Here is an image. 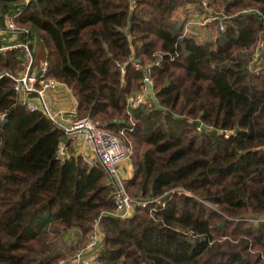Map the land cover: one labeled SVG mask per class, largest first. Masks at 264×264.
<instances>
[{
    "label": "trees",
    "instance_id": "1",
    "mask_svg": "<svg viewBox=\"0 0 264 264\" xmlns=\"http://www.w3.org/2000/svg\"><path fill=\"white\" fill-rule=\"evenodd\" d=\"M202 1L0 0V29L10 16L30 31L36 62L71 89L77 116L126 128L133 145L126 188L148 205L101 219L96 264H264V223L236 220L264 215V49L254 62L264 0H206L228 19L201 43L182 36ZM21 55H0V264H58L115 210L113 190L72 143L61 160L62 130L19 104L6 73L21 71ZM148 70L161 108L130 117ZM71 233L74 252L58 242Z\"/></svg>",
    "mask_w": 264,
    "mask_h": 264
},
{
    "label": "built area",
    "instance_id": "2",
    "mask_svg": "<svg viewBox=\"0 0 264 264\" xmlns=\"http://www.w3.org/2000/svg\"><path fill=\"white\" fill-rule=\"evenodd\" d=\"M130 1L131 4L135 2V0ZM187 10L189 16L184 27L183 38L205 36L210 31V25L214 23L218 24V29L221 32L225 31L224 21L228 17L224 12L214 10L208 1L204 0L200 4L192 3ZM29 34L28 29L18 27L14 17L10 16L5 17L4 28L0 29V55L5 56L14 50L22 51L21 71L16 74L6 73L13 79L14 91L19 104L30 112L41 113L62 130L66 141H61L58 145V157L61 160L70 157V143H72L77 149L75 154L82 157L84 162L89 165L97 162L103 166L113 190L115 210L102 212L94 221L93 231L89 235L86 245L78 247L71 258L61 259L58 262V264H96L104 236L101 219L105 216L127 219L134 214L137 207L148 205L147 202L132 197L126 188L128 180L123 173V167L132 161L133 145L126 137V128L115 134L89 117H78L77 110L65 111L56 108L49 97L50 94H54L64 87L70 91L71 89L56 79L48 78L49 62L46 59L39 63L36 62V49L27 38ZM20 36H25V41H19ZM263 49L264 42L261 41L258 43L254 62L259 59ZM157 56L162 58L160 54ZM175 58V55H171V61H174ZM159 64L160 61H156L152 66ZM150 88H153V82L150 70H148L140 92L127 99V113L130 117H133L134 110L152 106L154 100ZM131 124L133 127L135 126L133 118ZM133 127L129 130L132 131ZM236 220H245L258 226L260 223H264V215H246L243 219Z\"/></svg>",
    "mask_w": 264,
    "mask_h": 264
},
{
    "label": "crops",
    "instance_id": "3",
    "mask_svg": "<svg viewBox=\"0 0 264 264\" xmlns=\"http://www.w3.org/2000/svg\"><path fill=\"white\" fill-rule=\"evenodd\" d=\"M50 99L52 103L56 106L57 109L65 111L77 110V100L73 93L66 87L60 89L54 94H50ZM74 152H77V149L72 145ZM123 173L127 180H130L134 174L132 163H126L123 167Z\"/></svg>",
    "mask_w": 264,
    "mask_h": 264
},
{
    "label": "rangeland",
    "instance_id": "4",
    "mask_svg": "<svg viewBox=\"0 0 264 264\" xmlns=\"http://www.w3.org/2000/svg\"><path fill=\"white\" fill-rule=\"evenodd\" d=\"M210 33L211 30L205 36L200 35L197 36L195 39L197 42L203 43L211 38L212 35ZM148 108H151V106H148ZM205 206L207 207L208 210H217V207L211 203H205ZM79 240H80V236L78 234L74 235L71 233L69 235L64 234L62 238L58 239V242L60 246L64 248L66 251H69L71 248H74L73 249L74 252L75 250L74 246L78 245Z\"/></svg>",
    "mask_w": 264,
    "mask_h": 264
},
{
    "label": "water",
    "instance_id": "5",
    "mask_svg": "<svg viewBox=\"0 0 264 264\" xmlns=\"http://www.w3.org/2000/svg\"><path fill=\"white\" fill-rule=\"evenodd\" d=\"M150 93L152 94V99L154 100L155 104L158 106V108H161L157 99H156V96H155V93H154V89L153 88H150Z\"/></svg>",
    "mask_w": 264,
    "mask_h": 264
}]
</instances>
